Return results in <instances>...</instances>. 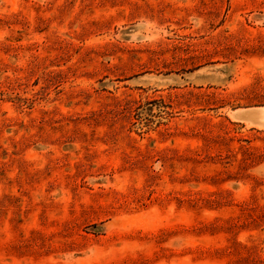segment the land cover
Returning <instances> with one entry per match:
<instances>
[{
  "label": "rangeland",
  "instance_id": "rangeland-1",
  "mask_svg": "<svg viewBox=\"0 0 264 264\" xmlns=\"http://www.w3.org/2000/svg\"><path fill=\"white\" fill-rule=\"evenodd\" d=\"M264 0H0V264H264Z\"/></svg>",
  "mask_w": 264,
  "mask_h": 264
},
{
  "label": "water",
  "instance_id": "water-1",
  "mask_svg": "<svg viewBox=\"0 0 264 264\" xmlns=\"http://www.w3.org/2000/svg\"><path fill=\"white\" fill-rule=\"evenodd\" d=\"M233 118L241 122H249L255 125L261 124L262 113L255 110V108L243 109L239 112H234Z\"/></svg>",
  "mask_w": 264,
  "mask_h": 264
},
{
  "label": "bare ground",
  "instance_id": "bare-ground-1",
  "mask_svg": "<svg viewBox=\"0 0 264 264\" xmlns=\"http://www.w3.org/2000/svg\"><path fill=\"white\" fill-rule=\"evenodd\" d=\"M255 110L259 111L260 113H262V119H261V124L259 125H255L253 123H249V122H244L245 124V127L246 128H256V129H264V107H261V108H255ZM239 111H242V110H238L236 112H239ZM235 114V113H233ZM232 114V116H233Z\"/></svg>",
  "mask_w": 264,
  "mask_h": 264
}]
</instances>
